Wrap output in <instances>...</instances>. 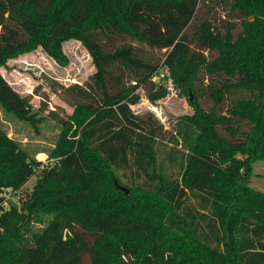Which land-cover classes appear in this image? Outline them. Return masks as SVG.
Segmentation results:
<instances>
[{
    "label": "trees",
    "instance_id": "1",
    "mask_svg": "<svg viewBox=\"0 0 264 264\" xmlns=\"http://www.w3.org/2000/svg\"><path fill=\"white\" fill-rule=\"evenodd\" d=\"M206 1L0 0V64L38 45L58 59L63 43L73 38L96 64L84 85L63 87L70 92L64 99L75 106L68 121L75 131L59 152V164L43 170L56 188L46 203L53 218L27 235L18 210L6 208L0 184V264H264V191L233 188L224 150H201L186 121L170 138L185 149L179 172L168 174L157 149L162 128L123 99L140 88L154 90L161 66L179 65L192 74L215 67L223 49L242 47L253 58L237 85L258 83L257 112L248 121L250 131L242 130V117L234 114L227 132L219 130L223 124L213 129L228 145L252 142L264 155V0H216L217 7L230 2L229 12L238 13L237 35L231 18L218 24L208 16L200 20ZM144 47L163 54L149 58ZM206 50L220 54L209 60ZM0 104L20 119H35L29 97L1 72ZM94 157L143 179L148 189H136L144 199L129 207L115 195L131 194L112 182L99 186ZM15 160L18 167L6 186L17 190L39 162L21 156L19 144L0 126V163Z\"/></svg>",
    "mask_w": 264,
    "mask_h": 264
},
{
    "label": "rangeland",
    "instance_id": "2",
    "mask_svg": "<svg viewBox=\"0 0 264 264\" xmlns=\"http://www.w3.org/2000/svg\"><path fill=\"white\" fill-rule=\"evenodd\" d=\"M230 6L229 2L225 7L227 10L224 6L217 7L216 0H208L200 11V20L208 16L218 24L224 17L231 18L236 25L234 34L237 35L241 30V18L238 13L229 12ZM193 48L196 46L193 45ZM144 50V55L149 58L163 54L147 47ZM222 52L215 67L201 66L192 74L179 65L161 66L154 77L157 82L154 90L140 88L123 99L128 101L135 114L153 121L159 129L162 128L160 136L163 139L157 149L159 161H163L168 174L177 175L179 172L185 149L182 143L179 146L170 143V138L177 133L179 123L186 121L196 131L201 150H224V163L230 174L227 179L233 188L242 189L246 193L251 190L264 191V155L252 149V142L238 148L228 145L213 129L214 124H223L219 130L227 132L234 114L237 118L242 117L238 118L241 120L239 124L242 130L248 131V121L258 108L254 104V94L260 93L258 83H244L240 87L237 85L242 77L239 73L247 70L246 64L253 56L238 46L223 49ZM206 54L212 60L220 51L206 50ZM0 72L21 95L29 97L35 112V119L26 121L0 104V126L19 144L21 156L39 162L35 175L17 190L6 184L13 177L18 161L0 163V184L7 200L5 206L7 209L18 210L20 221L26 224L22 226L23 231L32 237L54 215L46 203L56 188L55 184L45 179L43 170H49L59 162V152L65 148L63 144L66 139L72 142L75 131L74 123L68 122H73L70 115L74 114L75 106L64 99V96H70V92L63 87L84 85L96 72V64L83 42L73 38L63 43V52L58 59L38 45L8 57L0 64ZM171 156L174 161L170 160ZM90 163L92 172L100 180L99 186L103 188L111 182L116 185L118 181L130 190L132 196L128 199L115 195L125 205L134 207L144 199V193L136 189H148L143 179L136 180L127 169L116 170L99 157H94ZM261 221L264 222V219Z\"/></svg>",
    "mask_w": 264,
    "mask_h": 264
},
{
    "label": "water",
    "instance_id": "3",
    "mask_svg": "<svg viewBox=\"0 0 264 264\" xmlns=\"http://www.w3.org/2000/svg\"><path fill=\"white\" fill-rule=\"evenodd\" d=\"M116 186H117V188H119V189L125 191L126 193H129V192H130V190H129L128 188H126V187L120 185V184L118 183V181H116Z\"/></svg>",
    "mask_w": 264,
    "mask_h": 264
},
{
    "label": "built area",
    "instance_id": "4",
    "mask_svg": "<svg viewBox=\"0 0 264 264\" xmlns=\"http://www.w3.org/2000/svg\"><path fill=\"white\" fill-rule=\"evenodd\" d=\"M5 193V192H4ZM6 194H4V196H5ZM7 203V202H6Z\"/></svg>",
    "mask_w": 264,
    "mask_h": 264
}]
</instances>
